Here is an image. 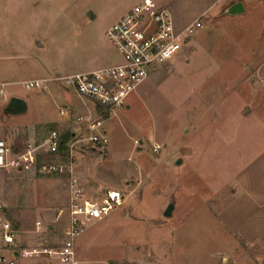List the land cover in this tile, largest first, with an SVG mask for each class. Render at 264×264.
Here are the masks:
<instances>
[{"label": "rangeland", "instance_id": "374dc122", "mask_svg": "<svg viewBox=\"0 0 264 264\" xmlns=\"http://www.w3.org/2000/svg\"><path fill=\"white\" fill-rule=\"evenodd\" d=\"M141 1L31 0V4L46 7L42 17L44 40L39 41L46 68L64 75L85 70L107 57L123 62L105 32ZM153 1L160 6L183 7L188 0ZM245 22L253 21L248 17ZM202 25L192 37L193 43L183 44L173 60L158 65L159 70L115 113H96L97 105L61 83L32 90H27L23 83L5 88L8 101L12 95L27 104V113L21 115H6V104L0 99V132L21 131L45 120H62L60 110L67 108L69 102L62 96H68L84 106L81 104V108L67 115L71 120L63 123L61 132L74 131L76 137L88 138L84 124L76 119L88 117L94 109L92 118L102 120L109 144L102 150L86 146L76 155L73 174L81 182L87 199L101 200L112 190L125 194V205L120 210L130 221L123 225L101 223L104 227L94 228L95 222L88 223L86 236L108 240L119 234L133 235L141 241L146 264L223 263L224 255L215 249L213 240L220 224L219 214L232 199L235 187L231 182L253 155L251 145L243 144L242 139L241 145L236 137V133L246 132L245 107L234 100L231 106L223 104L231 109L226 117L217 112L223 106L216 110L214 107L223 94L229 96L226 83L230 75L217 70L214 57L186 66L185 50L194 47L197 57L204 49L216 51L213 36L219 27L214 25L213 18L202 19ZM222 29L227 30V41L237 43L243 25H225ZM168 64L172 67H165ZM53 129L54 124L42 126L36 141ZM249 140L252 142V138ZM28 141L25 131L16 134L10 141L11 147L8 146L11 154L23 150ZM55 161V157L40 152L21 169L0 170L1 191L6 189L22 211L31 216H39L40 204L60 210L68 208L69 175L41 172L43 166L57 164ZM9 202L6 204H12ZM170 204L174 205V212L171 218H165ZM36 260L17 261L36 264Z\"/></svg>", "mask_w": 264, "mask_h": 264}, {"label": "crops", "instance_id": "0c3cea01", "mask_svg": "<svg viewBox=\"0 0 264 264\" xmlns=\"http://www.w3.org/2000/svg\"><path fill=\"white\" fill-rule=\"evenodd\" d=\"M236 3H242L244 13L237 16L226 15V10ZM163 6L170 10L177 32L183 31L200 18L208 21L213 18L214 25L219 27L213 36L216 51L209 52L204 49L197 57L194 47H191L184 51L185 54L183 52L186 56V66L194 64L195 60L203 63L202 61L205 59L214 57L217 70L230 75L229 81L226 83L229 96L223 94L216 100L214 107L216 110L223 106V109L217 111L222 117L231 113V109L223 105L225 103L231 106L234 100L245 107L243 118L246 132L236 133V137L241 145L242 140L243 144L248 142L249 146L251 145L249 150L253 155L231 182L235 188L230 203L219 214L220 224L217 226L218 229L215 227L214 247L219 249L220 255H224L222 264H264V0H188L183 7H174L168 4H163ZM45 9V4H31V0H0V86L11 88L16 84L28 81L51 80L59 75L90 73L121 63L115 57H107L101 63L94 64L82 71H70L64 75L59 72L52 73L46 68L39 52L42 47L39 41L44 36L42 28L45 20L42 17L45 15ZM31 11L33 12L31 13ZM248 17L253 22H245ZM225 25L240 27L243 25L237 43L227 41V30L224 32L222 29ZM191 42L192 38L185 45L188 46ZM36 43L38 46H35ZM204 64L207 65L206 61ZM169 66L172 67L169 64L165 67ZM158 70L157 68L151 76ZM51 83L53 82L47 84ZM65 88L76 94L73 89ZM238 91H241L244 96L242 97ZM62 97L69 100L67 106L70 107L61 109L67 112L62 120H45L41 124H35L21 131L0 132V139H3L11 147V139L16 134L25 131L29 140L27 144L35 142L38 144L46 139L52 131H56L63 143L70 142L76 134L74 131L62 133L63 123L71 120L67 115H71L73 111L84 106V103H79L77 100L72 101L68 96ZM9 101L2 102L7 107ZM95 110L96 113H99L97 107ZM93 111L89 116L93 115ZM48 124H54L55 129L44 135L39 142L36 141L38 130ZM231 138L234 139L235 135ZM251 138L252 142L249 140ZM55 158L57 164H63L60 156ZM3 191L0 189V202L4 204L7 217L19 232L13 246L5 245L0 236L1 252L5 255L10 253L11 258H17L19 248L58 250L64 245L65 229L70 222L68 208L60 210L40 204L39 216H31L22 211L20 204L11 198L6 189ZM8 201L12 204L10 202V205L6 204ZM125 221L130 220L121 214L119 208L103 221L95 222L92 227L100 225L104 227V224L115 225L117 223L123 225ZM38 223H40L39 228ZM86 234L87 231L75 242L77 264H146L147 260L143 261L142 259L144 255L141 241L134 239L133 235L126 237L119 234L108 240H98L99 238H92ZM18 259L20 258L16 259L17 264H19ZM36 261V264H47V260L44 258ZM52 264L58 263L54 261Z\"/></svg>", "mask_w": 264, "mask_h": 264}, {"label": "built area", "instance_id": "2783aa9c", "mask_svg": "<svg viewBox=\"0 0 264 264\" xmlns=\"http://www.w3.org/2000/svg\"><path fill=\"white\" fill-rule=\"evenodd\" d=\"M203 27L202 18L196 20L181 32H177L172 15L167 7L158 5L153 0H142L127 15L109 27L105 37L123 62L90 73H79L70 76H56L51 80L28 81L23 83L27 90L41 89L48 82L61 83L72 88L80 97L101 106L107 113H115L127 105L130 96L147 81L157 66L173 60L181 51L182 45L190 40ZM0 99L7 101L5 86H0ZM66 115V110L60 111ZM84 124L88 138H74L63 143L60 135L52 131L41 143L27 144L11 154L7 143L0 139V170L21 169L28 165L32 157L46 153L53 157L60 156L63 164L43 166V174L67 173L70 178V202L68 212L69 226L65 229L64 245L58 249H22L17 258H44L47 264L54 261L58 264H77L75 242L87 230L88 223L106 219L111 212L125 204V194L108 191L101 200L87 199L81 182L74 176L77 154L86 146L93 145L102 150L109 140L102 120L92 116L76 119ZM38 228L40 223L37 224ZM18 228L6 215V208L0 202V236L5 245L13 246L16 242ZM17 258H9L0 251V264H17Z\"/></svg>", "mask_w": 264, "mask_h": 264}, {"label": "water", "instance_id": "95a60500", "mask_svg": "<svg viewBox=\"0 0 264 264\" xmlns=\"http://www.w3.org/2000/svg\"><path fill=\"white\" fill-rule=\"evenodd\" d=\"M226 15L228 16H237L244 13V8L242 3H236L232 5L230 8L226 10ZM27 112V105L25 101L18 99V98H12L10 99L7 107L4 110V113L6 115H21ZM174 205L170 204L167 209L164 212L165 218H171L172 214L174 212Z\"/></svg>", "mask_w": 264, "mask_h": 264}, {"label": "trees", "instance_id": "16d2710c", "mask_svg": "<svg viewBox=\"0 0 264 264\" xmlns=\"http://www.w3.org/2000/svg\"><path fill=\"white\" fill-rule=\"evenodd\" d=\"M99 113L105 112V109H102L101 106H97Z\"/></svg>", "mask_w": 264, "mask_h": 264}]
</instances>
